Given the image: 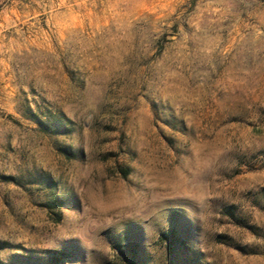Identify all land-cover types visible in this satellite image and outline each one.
I'll return each mask as SVG.
<instances>
[{"label": "rangeland", "instance_id": "obj_1", "mask_svg": "<svg viewBox=\"0 0 264 264\" xmlns=\"http://www.w3.org/2000/svg\"><path fill=\"white\" fill-rule=\"evenodd\" d=\"M130 249L264 264V0H0V264Z\"/></svg>", "mask_w": 264, "mask_h": 264}, {"label": "trees", "instance_id": "obj_2", "mask_svg": "<svg viewBox=\"0 0 264 264\" xmlns=\"http://www.w3.org/2000/svg\"><path fill=\"white\" fill-rule=\"evenodd\" d=\"M61 201H59L58 199H56L52 205L54 208L56 207H60L61 204H60ZM175 237V236H169V235H165L164 236V239L165 240H172V238ZM174 238H173V241L171 242V245L173 244L174 245ZM136 250V249H135ZM135 250H132L130 249L129 252L126 251V250H121L123 253H124V261L127 263V264H138V254Z\"/></svg>", "mask_w": 264, "mask_h": 264}]
</instances>
